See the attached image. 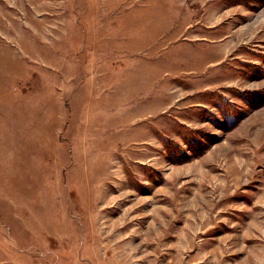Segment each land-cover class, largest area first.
<instances>
[{"label": "rangeland", "instance_id": "obj_1", "mask_svg": "<svg viewBox=\"0 0 264 264\" xmlns=\"http://www.w3.org/2000/svg\"><path fill=\"white\" fill-rule=\"evenodd\" d=\"M0 264H264V0H0Z\"/></svg>", "mask_w": 264, "mask_h": 264}, {"label": "bare ground", "instance_id": "obj_2", "mask_svg": "<svg viewBox=\"0 0 264 264\" xmlns=\"http://www.w3.org/2000/svg\"><path fill=\"white\" fill-rule=\"evenodd\" d=\"M115 218H117V217H115Z\"/></svg>", "mask_w": 264, "mask_h": 264}]
</instances>
